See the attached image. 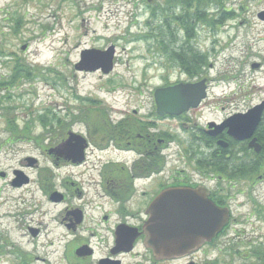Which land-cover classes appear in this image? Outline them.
Segmentation results:
<instances>
[{
	"label": "flooded vegetation",
	"instance_id": "flooded-vegetation-1",
	"mask_svg": "<svg viewBox=\"0 0 264 264\" xmlns=\"http://www.w3.org/2000/svg\"><path fill=\"white\" fill-rule=\"evenodd\" d=\"M154 92L149 105L71 110L67 123L58 125L66 130L55 131L44 154L0 171V221L6 222L0 264H264L256 226L264 225V107L249 139L236 140L230 128L264 99L240 110L238 100L223 96L228 109L216 105L212 111L224 115L202 121L197 114L205 109L207 90L199 106L178 115H159ZM252 141L258 152L249 147ZM32 184L35 209H54L40 210L34 220L25 211ZM5 186L21 196L4 199ZM168 192L173 196L164 207L177 203L180 193H195L226 210L227 224L187 254L155 256L143 228L148 221H175L148 214ZM241 206L248 209L243 218L234 212ZM11 231H22L18 236L33 249L18 237L10 241Z\"/></svg>",
	"mask_w": 264,
	"mask_h": 264
},
{
	"label": "rangeland",
	"instance_id": "rangeland-1",
	"mask_svg": "<svg viewBox=\"0 0 264 264\" xmlns=\"http://www.w3.org/2000/svg\"><path fill=\"white\" fill-rule=\"evenodd\" d=\"M165 1L0 0V84H9L14 60L25 62L30 69L28 79L0 91V171L8 173L23 159L44 154L50 145L47 140L56 130H66L58 125H65L74 109L93 112L106 105H149L156 89L202 80L208 91L205 109L197 114L202 121L224 115L212 111L216 105L228 109L230 104L222 102L223 96L238 100L240 110L264 99V23L256 16L264 12V0H221V6L199 1L195 9L211 26L196 22L188 32L185 18L180 24L172 19L185 16L184 3L165 6ZM158 5L164 11L157 10ZM164 17L169 30L158 36L155 29ZM162 38L167 56L160 48ZM109 47L114 48L110 74L101 77L99 72L74 71L81 51ZM195 60L199 66H192ZM182 64L193 74L185 73ZM41 118L49 124L46 129ZM28 173L34 180L35 172ZM27 190L34 194L26 195L28 218H38L40 210L54 212L45 205L35 209L34 185ZM19 195L5 186L4 199ZM243 201L240 195L235 202ZM260 201L264 207V196ZM247 210L241 206L234 212L243 218ZM5 224L0 221V232H6ZM256 226L264 242V225ZM20 233L11 231L10 241L18 237L27 249H33Z\"/></svg>",
	"mask_w": 264,
	"mask_h": 264
},
{
	"label": "water",
	"instance_id": "water-1",
	"mask_svg": "<svg viewBox=\"0 0 264 264\" xmlns=\"http://www.w3.org/2000/svg\"><path fill=\"white\" fill-rule=\"evenodd\" d=\"M258 18L261 19V14ZM113 58V47L105 51L83 50L75 69L89 73L100 71L101 74L108 75L113 71ZM205 97V80L196 84L159 88L154 92V102L159 115H178L190 108H196ZM263 107L264 103L250 110L239 120L232 121L230 128L236 140H245L252 136L260 121ZM66 146L67 144L64 148ZM249 147L259 151L254 141ZM172 196L173 192L160 196L150 207L148 214L154 218H174L175 221H148L143 228L144 244L157 257L187 254L219 232L228 222L226 210L215 207L203 196L198 195L196 198L195 193H180L177 203L164 207Z\"/></svg>",
	"mask_w": 264,
	"mask_h": 264
},
{
	"label": "trees",
	"instance_id": "trees-1",
	"mask_svg": "<svg viewBox=\"0 0 264 264\" xmlns=\"http://www.w3.org/2000/svg\"><path fill=\"white\" fill-rule=\"evenodd\" d=\"M199 1L200 2L201 1L202 2H205L206 5H208V4H214V5L217 6V4H218L219 6H221V3H220L221 0H170V1L167 0V1H165V6H166V3L167 4L168 3L169 4H172L173 2L174 3L175 2H178L180 4L181 3H184V5H185L184 7H185V10H186L185 11V16L183 18H172V19H173V22L174 23L180 24L181 23L180 19H183L184 20V18H185L184 28H185L186 32H188V30L190 29V27H194V23H196V22L197 23H202V24H204V25H206L208 27L211 26V21L207 20L206 16L203 15V13L198 12L197 10H199V9H197V10L195 9L198 6ZM192 7H194V10H191ZM160 9L162 11H164V6L158 5L157 6V10L160 11ZM167 24H168V22L166 21V19L164 17L163 22L160 24L159 27H156V29H155V32L158 33V36H162V33H164L165 31L169 30ZM159 43H160V48L162 49L163 52H165V55L167 56L168 51H167V47H166V45L164 43L163 38H162V40L159 41ZM172 56H173L172 57L173 60L175 58V59H178V61L180 63H183L180 60L179 57H176L174 55H172ZM14 63L16 64V66H15V68H14V70H13V72H12L10 78H9V84H4V83L0 84V91L2 89H4V88L5 89H8V86L10 84H12L14 82H17V81H19L20 79H23V78L24 79H28V77L30 76V69H29V67H27L28 65H25L26 64L25 62H23L21 64L20 62L17 63V61L14 60ZM195 65L199 66L200 64L197 63V61L195 60L194 62H192V66H195ZM180 68L183 69L185 71V73H187L188 75H192L193 74L192 71L191 70H188L183 64L180 66ZM10 80H11V82H10ZM53 119H55V117ZM40 120L42 121L41 123L43 125V128L46 129V127L49 124L43 118H41ZM43 120L45 122H43Z\"/></svg>",
	"mask_w": 264,
	"mask_h": 264
}]
</instances>
